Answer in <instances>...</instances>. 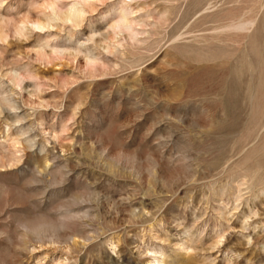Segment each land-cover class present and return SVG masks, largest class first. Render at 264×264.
I'll return each mask as SVG.
<instances>
[{
    "label": "rangeland",
    "instance_id": "374dc122",
    "mask_svg": "<svg viewBox=\"0 0 264 264\" xmlns=\"http://www.w3.org/2000/svg\"><path fill=\"white\" fill-rule=\"evenodd\" d=\"M0 264H264V0H0Z\"/></svg>",
    "mask_w": 264,
    "mask_h": 264
},
{
    "label": "bare ground",
    "instance_id": "6f19581e",
    "mask_svg": "<svg viewBox=\"0 0 264 264\" xmlns=\"http://www.w3.org/2000/svg\"><path fill=\"white\" fill-rule=\"evenodd\" d=\"M125 22H126L125 18L121 15V16H119V18H118V20H117V22L115 24V27L123 29L125 27ZM36 25L41 27L42 23L37 22ZM14 108L16 110V107H14Z\"/></svg>",
    "mask_w": 264,
    "mask_h": 264
}]
</instances>
